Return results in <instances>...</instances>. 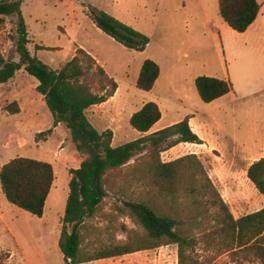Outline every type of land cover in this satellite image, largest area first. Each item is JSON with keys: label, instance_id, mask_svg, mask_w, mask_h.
<instances>
[{"label": "rangeland", "instance_id": "1", "mask_svg": "<svg viewBox=\"0 0 264 264\" xmlns=\"http://www.w3.org/2000/svg\"><path fill=\"white\" fill-rule=\"evenodd\" d=\"M154 1L24 0L22 11L31 42L28 48L32 56L53 69H59L72 59L76 46L98 43L100 58L106 60L108 73L121 88L118 107L123 108L125 104L139 106L145 99L143 92L136 87L135 72L121 68L130 60L125 47L120 43L111 46L91 19V10L104 11L137 31L149 33L150 36H146L154 41L151 52L157 45L166 46V60L170 61L162 60L161 64L170 72L167 78L174 79V86L171 82L170 88L166 85L167 92L171 89L175 96L183 98L182 103H170L172 116L193 111L197 119H207L203 105L209 103L198 96L193 80L206 76L229 81L231 95L214 107L221 121L215 137L223 149L224 160L219 152H214L201 161L231 210V201L250 200L255 193L245 182L244 165L238 162L235 168L227 170L226 163H230L235 154L234 139L239 143L237 149L244 151L246 125L240 107L264 103V24L261 29L254 30L255 33L241 34L222 20L219 0H164L162 6ZM260 1L264 3V0ZM155 9L159 11L154 13ZM261 21L264 22V18ZM16 22L13 17L0 20V51L6 60L19 62ZM38 45L53 50H39ZM120 49L124 52L121 53ZM36 84L38 81L34 77L21 70L11 82L0 86V170L11 160L21 157L48 162L55 173L54 188L44 215L39 218L10 204L0 184V264H64L58 243L69 196V171L79 168L86 159L77 152L65 124L53 129V116L36 91ZM91 85L95 92L102 94L105 80L95 77ZM111 90V86L107 87V91ZM15 102L19 113L12 115L6 109ZM234 103L237 126L232 114ZM133 108L135 106L129 110ZM121 110L116 118L120 127L113 141L116 147L136 140L137 134L127 122L128 110ZM89 116L97 130L105 129L106 119L99 118V112ZM49 129H53V133L46 140L37 137ZM143 155H137L128 166L107 177L108 196L97 214L81 227L86 253H97L127 241L126 232L144 233L130 218L126 206L129 202L150 198L148 188L138 176L139 171L147 168V158ZM169 159L165 153L161 154L163 162H169ZM253 199L255 204L257 201ZM198 253L200 261L215 257L205 253L203 246ZM88 264H179L178 247L169 243L158 249ZM212 264L236 262L227 253L215 258ZM243 264L259 262L245 261Z\"/></svg>", "mask_w": 264, "mask_h": 264}, {"label": "trees", "instance_id": "2", "mask_svg": "<svg viewBox=\"0 0 264 264\" xmlns=\"http://www.w3.org/2000/svg\"><path fill=\"white\" fill-rule=\"evenodd\" d=\"M23 1H0V20L13 17L17 21L16 52L20 58L19 62L6 60L0 51V85L9 83L21 70L34 77L39 83L37 92L44 97L53 116V129L65 124L77 152L86 157L79 168L69 171V196L58 243L64 264H88L158 249L169 243L178 247L179 264H212L215 258L227 253L236 264L245 261L264 264V209L236 219L197 155H186L171 162L161 160L162 153L180 144H204L192 131L189 120L148 134L161 120L162 113L156 103H147L130 120L132 128L143 136L114 147L113 131L99 132L90 122L87 111L114 96L118 88L116 81L82 49L58 70L32 56ZM219 8L223 21L242 34L257 20L261 5L258 0H219ZM91 19L101 31L129 50L143 52L151 43L148 36L104 11L91 10ZM36 48L53 50L39 45ZM159 76V66L146 60L137 88L151 91ZM95 77L105 80L101 89L104 94L94 91L91 84ZM195 86L205 103L232 92L229 81L214 77H199ZM6 110L12 115L19 113L18 103ZM53 129L37 137L46 140ZM140 154H145L147 168L139 171L138 176L148 188L150 198L129 202L126 206L130 218L144 233L126 232L127 241L97 253H86L81 227L97 214L108 196L107 177L128 166ZM247 176L264 196V159L252 164ZM54 182L53 166L44 161L16 158L0 170V184L7 201L39 218L44 215ZM201 246L205 253L215 257L200 261Z\"/></svg>", "mask_w": 264, "mask_h": 264}, {"label": "crops", "instance_id": "3", "mask_svg": "<svg viewBox=\"0 0 264 264\" xmlns=\"http://www.w3.org/2000/svg\"><path fill=\"white\" fill-rule=\"evenodd\" d=\"M163 1L164 0H155L154 2H157L158 6H162ZM258 2L261 5V10H260L259 16H258L257 20L255 21V23L244 34H248L250 32H251V34L255 33L254 30L257 31V30L261 29V27L264 24V22L261 21V18H264V3H262L260 0H258ZM158 11H159V9H155L154 13H156ZM153 18L155 19L156 15L153 14ZM100 32L105 34L103 31H100ZM138 32H140V31H138ZM140 33H142V32H140ZM142 34H144V33H142ZM146 34L150 36L149 33H146ZM146 34H144V35H146ZM103 36H106L105 37L106 40H108L110 45L113 47L116 46V44L118 43L117 41H115L113 38H111L110 36H108L106 34ZM107 38H109V39H107ZM153 43H154V41L151 38V43L148 45L146 50L143 52H137V51L129 50V49L125 48L126 53L129 56L130 60H128L124 64V66H122L121 68H123L125 71L135 72L136 87H137V82H138V79L140 77V73H141L143 64L146 60H151V61L155 62L160 68L159 79L157 80L154 88L151 91L146 92V91H142V90L137 88L138 90L143 92L142 96H143V99H145V100L139 106H136V104H134V105L133 104L132 105L131 104H125V106H123V108H126L128 110V113H129L127 122L128 121L130 122L133 114H135L136 112L141 110L144 105H146L147 103H150V102H154L159 106L161 113H162V118L157 124L154 125V127L151 129V131L148 134L158 132V131L163 130L167 127H170L174 124H177V123H179L185 119H188L189 125H190L192 131L195 134H197L199 136V138L204 143L203 145L184 143V144H180V145H178V146H176V147H174L168 151H165L164 153L169 158H171V159H169V162L174 161L180 157L190 155V154H195L200 158V160H205L207 157L210 156V154H212L214 152H219L221 154V158L224 160L223 149L221 148L219 141L216 140L217 137H215V134L219 133L218 128L221 127V124H220L221 121L219 122V118H217L218 114L214 110V107L219 102L224 100L227 96H230L231 93L222 97V98L215 100L212 103L203 105V106H205V110L207 112L206 114H208L207 119H197V116L193 113V111L185 112L182 115L172 116L170 112H171V108H173V106H171L170 103L171 102L182 103L183 98L181 96L180 97L175 96L174 93L171 91V89H168V92H167V88H170L171 83H172L171 86H174V79L173 80L171 79V81H170V79L167 78V74H169L170 72H168V69L164 70L163 65L161 64L162 60H166L168 58L166 46L165 45H157V47H155L153 52H151V49L153 48L152 47ZM262 45H263V43H262ZM39 46H42V45H39ZM98 47H99L98 43H96L95 45L88 44V45L76 46L73 49L72 59L77 55L78 49H82V50L86 51L92 58H94L96 60L98 65L104 69V71L106 72V74L110 78H113L108 73L107 64L105 62L106 60H102L99 56V54H101V50H100V47L99 48ZM261 48L262 47H260L259 49H261ZM263 48H264V46H263ZM120 50H121V53L124 52L123 49H120ZM166 61L168 62L170 60H166ZM63 66L64 65H62L61 67H63ZM171 68H170V70H171ZM55 70H58V69H55ZM214 78H216V77H214ZM196 79L197 78H195L193 80L194 85H195ZM219 79H224V78H219ZM5 85L6 84H2L0 86H5ZM38 85H39V83H38ZM38 85L36 84V91H37ZM166 85H167V88H166ZM196 90H197V88H196ZM197 93H198V91H197ZM40 96L44 100V97L42 95H40ZM198 96L200 97L199 93H198ZM120 97H121V88L118 85L117 91L115 92L114 96H112L107 102H105L101 105L94 106L87 111V116H88L91 123L93 122V120H91V118L89 116L90 113H91V115H94V114L97 115V113L99 112V118L106 119V120H104V122L106 123L107 126H105L104 130H102V131L98 130V131L104 132L106 130H112L114 133V139H115V135L117 134L118 130L120 129V127H118L119 123L117 122V119H116L117 114L120 111H122L121 109H123V108L118 107L117 101ZM134 106H135V108H133L132 110H129L130 107H134ZM164 107L166 109V112L164 111ZM240 108H242V115L244 116V121H245V125H246V127L244 128V141H243V145H242L244 148V151L241 152L237 149V147L239 146V143H237L234 139L233 144H234V147H236V151H235V154L232 155L231 162L226 163V168H227V170L233 169L236 167L238 162H241L244 165L243 170H242V174L245 177L246 184H248V186H250V188L253 190V192H255V193H253L254 196H252V197L255 198L257 202L255 204H253V201H254L253 198H251L250 200H241V201H237V202H235V200L231 201V210H232V213L236 219H239L241 217L253 214L255 212H258V211L264 209V196L255 188V186L248 179V176H247L248 169L250 168V166L252 164H254L255 162L260 161L261 159H264V103H262V102L258 103L257 102L254 105L253 104H251V105L247 104V105L240 107ZM108 109L110 110L109 112H108ZM232 109H234L232 114L234 116V121L236 122L235 126H237V119L235 118V116L237 115V107H236L235 103L233 104ZM142 136H143V134H141L140 132L137 131V134L135 135L136 140L141 138ZM114 139H113V141H114ZM114 147H116V146H114ZM174 156H175V158H174ZM215 174L213 173V175H215ZM210 177L212 178V180H214L212 176H210ZM215 180L217 182H220V181H218V178H216ZM53 188H54V185H53ZM0 204L2 205L1 201H0Z\"/></svg>", "mask_w": 264, "mask_h": 264}]
</instances>
